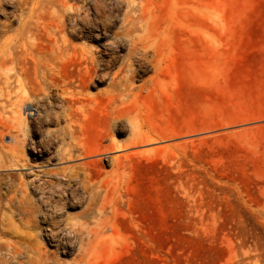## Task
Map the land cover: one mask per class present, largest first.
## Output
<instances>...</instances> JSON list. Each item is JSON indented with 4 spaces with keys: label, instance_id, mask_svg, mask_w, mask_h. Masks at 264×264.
Wrapping results in <instances>:
<instances>
[{
    "label": "rangeland",
    "instance_id": "374dc122",
    "mask_svg": "<svg viewBox=\"0 0 264 264\" xmlns=\"http://www.w3.org/2000/svg\"><path fill=\"white\" fill-rule=\"evenodd\" d=\"M22 1L0 0V51H20L0 52V188L25 183L42 250L62 264H264V0H143L136 44L119 30L128 0H71L83 8L57 44L85 46L94 62L56 63L83 92L72 120L90 151L70 161L54 136L67 128L68 95L40 85L34 62L59 48L58 21L30 19L34 0ZM119 77L132 84L120 115ZM131 122L154 140L102 151L110 138L125 144ZM84 161L111 193L106 237L90 245L64 226L87 194L55 173Z\"/></svg>",
    "mask_w": 264,
    "mask_h": 264
},
{
    "label": "bare ground",
    "instance_id": "6f19581e",
    "mask_svg": "<svg viewBox=\"0 0 264 264\" xmlns=\"http://www.w3.org/2000/svg\"><path fill=\"white\" fill-rule=\"evenodd\" d=\"M82 8L83 5L71 0H34L29 12L30 19H38L40 17L42 18L44 15H49V18L52 17L54 19L51 21H58L56 23L57 25L55 24L56 26L53 28L54 31L51 30V33L53 32V44H62L66 38L64 36L65 33H63L66 17L70 14L79 15ZM145 9L146 7L143 0H128L126 13L121 19L122 22L119 26L120 34L127 36L131 35L135 44L137 41L139 42V39L142 37L138 35L137 31L144 29L143 22L146 19ZM32 27L30 26L31 29ZM105 27H107V25L103 23L104 30ZM61 44L60 46L57 44L59 48L55 47L54 50H38L37 54L34 55V62L36 64L35 73L40 78V85L49 83L58 86L63 94L68 95V97H66L67 113L69 112V116H67L69 118V122L67 121V128L62 132H55L54 136L60 140V145L58 147L60 159L70 161L75 158L88 157L90 151L84 139L80 137L79 127H76L78 124L75 120H72V116L76 114V111H73L75 110L73 109L74 105L78 103V101L80 102L81 97L79 96H81L83 92L80 88L75 87L77 83L74 84L72 81L67 80V78L62 79V77L59 76L56 63H59L60 60L63 61V58L70 53L77 55L79 60L85 63H88V61L94 62V58L92 57L91 59V53L84 48L85 46H82L84 50H62L61 46L63 45V48L64 44ZM7 51L10 52V58L12 60L20 57L19 50H1L0 52L1 54H5ZM135 51L137 50H133V52ZM131 87L132 84L130 81L124 79V77H119L116 82L115 80L113 81L112 90L114 91L113 94H115L113 98L116 100L115 108L119 109V115L123 112L120 106L123 103L124 97L131 91ZM32 90H37L35 84H32ZM1 102L0 100V104H2ZM73 117L76 118L75 116ZM136 123H130V125L132 124V137L125 144H120L115 138H110L109 144L101 147L102 151L124 148V146H135L137 144L149 142V140L152 141L153 136H150L152 134L140 129ZM49 134L52 135V132H49ZM106 136L112 137L113 135L111 136V133H109V136ZM150 137H152V139ZM123 156H128V154L117 155L113 157V159L118 162ZM89 164V161H84L79 165H64L55 171L57 175L65 180L79 182L80 186L83 188L82 191L84 190L87 194V199L83 206L84 208L82 207L83 209H81L82 211L78 212V214H74V216H69V220H67L64 225L66 229H70L74 233L80 235L82 245H90L98 238L106 237L105 234L109 222V212H107L109 205H107V203H109L108 201L111 193L107 188L108 186L105 187L108 183H105L103 178H99L98 176V178H96L92 175L88 169ZM30 199L24 182H20L18 185L13 184L6 186L4 191L0 188V264H9V260L12 258L16 260L17 264H62L60 261H55L50 258L49 254L43 251L41 248L42 246L39 245L38 233L36 232L38 228L37 212L39 211ZM256 211L259 221L264 224V202L258 206ZM56 233L57 232L51 227H47L46 236L55 239ZM7 234L11 237L18 236L20 239L18 241H14L12 238L5 239ZM18 256H20V258H18ZM82 256L83 255L80 256V260ZM255 257L258 259L260 256L256 254ZM75 261L78 262L77 259H75Z\"/></svg>",
    "mask_w": 264,
    "mask_h": 264
}]
</instances>
